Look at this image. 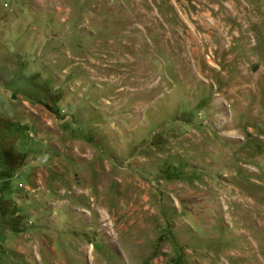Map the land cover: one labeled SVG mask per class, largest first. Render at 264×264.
<instances>
[{"label": "rangeland", "instance_id": "374dc122", "mask_svg": "<svg viewBox=\"0 0 264 264\" xmlns=\"http://www.w3.org/2000/svg\"><path fill=\"white\" fill-rule=\"evenodd\" d=\"M0 264H264V0H0Z\"/></svg>", "mask_w": 264, "mask_h": 264}]
</instances>
